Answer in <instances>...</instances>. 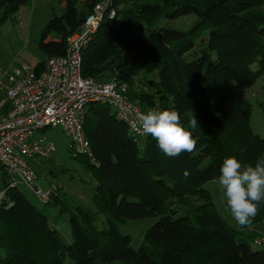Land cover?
<instances>
[{
	"label": "trees",
	"instance_id": "obj_1",
	"mask_svg": "<svg viewBox=\"0 0 264 264\" xmlns=\"http://www.w3.org/2000/svg\"><path fill=\"white\" fill-rule=\"evenodd\" d=\"M105 0H69L39 43L43 60L67 53V39ZM30 0H0V27ZM83 52V77L116 80L144 112L174 108L198 143L191 153L166 156L150 136L136 138L111 107L89 105L84 132L92 156L77 155L89 176L93 211L73 203L62 188L44 202L67 215L73 243L65 244L2 169L0 264H264L253 236L230 226L205 185L225 158L242 164L264 157V138L250 126L252 105L243 91L264 77V0H110ZM59 39L49 40L51 33ZM258 63V69L252 65ZM7 108L5 109V111ZM190 174L185 179L183 173ZM81 180H84L81 178ZM86 183L89 181L84 180ZM103 214L107 228L97 224ZM156 218L140 247L119 231L129 220ZM264 222V201L252 225Z\"/></svg>",
	"mask_w": 264,
	"mask_h": 264
},
{
	"label": "built area",
	"instance_id": "obj_2",
	"mask_svg": "<svg viewBox=\"0 0 264 264\" xmlns=\"http://www.w3.org/2000/svg\"><path fill=\"white\" fill-rule=\"evenodd\" d=\"M109 2L97 4L79 31L67 39L66 55L48 59L40 72L38 64L20 61L6 73L9 88L6 98L0 101V166L12 180L11 188L22 183L43 202L50 200L52 192L43 193L37 186L38 173L29 160L53 157L56 146L45 135L48 128H61L76 156L91 157L84 120L89 105L101 102L111 107L132 136L145 138L137 129L140 116L146 112L125 97L127 86L115 79L96 82L82 74L84 50L106 13L109 12L110 18L115 16ZM5 197L6 191H1L0 203ZM252 245L263 248L264 233L254 237Z\"/></svg>",
	"mask_w": 264,
	"mask_h": 264
},
{
	"label": "rangeland",
	"instance_id": "obj_3",
	"mask_svg": "<svg viewBox=\"0 0 264 264\" xmlns=\"http://www.w3.org/2000/svg\"><path fill=\"white\" fill-rule=\"evenodd\" d=\"M69 0H30L14 16H11L0 27V100L5 99L9 82L6 73L18 62L29 63L41 62L43 55L39 43L43 29L47 26L54 15L61 16L68 7ZM59 35L51 33L49 40H57ZM253 70L258 69V63L252 65ZM244 95L252 105L250 126L252 131L264 138V77L260 78L251 88L243 91ZM45 135L56 146V151L50 160L30 159L29 162L38 173L37 186L43 193H55L57 188H62L64 194L73 203H78L88 209L97 211L93 200L91 186L93 182L85 175L82 162L76 159L75 152L69 149L70 139L61 128L45 131ZM83 178L89 183H86ZM2 169L0 166V192L2 191ZM19 190L26 195L29 201L41 212H44L50 219L65 244L73 243L72 230L67 215H60V206L46 205L35 192L23 185L18 186ZM205 188L210 192L212 200L219 214L234 228L237 223L227 209L223 193L218 185L207 183ZM156 218L140 220H129L119 224V231L131 238V246L137 250L144 238L146 231L156 222ZM97 224L101 229L107 228L106 218L103 214L98 217ZM254 226L264 231V224L258 223ZM254 250H261L252 245ZM66 264H74L70 260Z\"/></svg>",
	"mask_w": 264,
	"mask_h": 264
},
{
	"label": "clouds",
	"instance_id": "obj_4",
	"mask_svg": "<svg viewBox=\"0 0 264 264\" xmlns=\"http://www.w3.org/2000/svg\"><path fill=\"white\" fill-rule=\"evenodd\" d=\"M198 127L193 117L188 127L181 123L180 112L174 108L165 110L149 109L140 116L137 131L145 138L151 137L159 149L168 157L191 153L198 141L189 130ZM217 179L209 181L218 185L224 195L227 209L240 226L250 227L256 217L259 204L264 201V157L255 163L242 164L235 156L224 159ZM189 172L183 173L185 179Z\"/></svg>",
	"mask_w": 264,
	"mask_h": 264
},
{
	"label": "crops",
	"instance_id": "obj_5",
	"mask_svg": "<svg viewBox=\"0 0 264 264\" xmlns=\"http://www.w3.org/2000/svg\"><path fill=\"white\" fill-rule=\"evenodd\" d=\"M38 63L39 62L32 63V65H36ZM1 100H3V99H1ZM233 227H235L234 224H233ZM239 228H240V226H238V224H237V228L236 229H239ZM243 231L246 232L247 234H250L251 236H253V238L256 237L258 234L264 233V231L262 229H260V227H256L254 225H252V226H250L248 228L243 229Z\"/></svg>",
	"mask_w": 264,
	"mask_h": 264
},
{
	"label": "water",
	"instance_id": "obj_6",
	"mask_svg": "<svg viewBox=\"0 0 264 264\" xmlns=\"http://www.w3.org/2000/svg\"><path fill=\"white\" fill-rule=\"evenodd\" d=\"M56 196H57V195H56L55 193H52L51 196H50V199H51V200H55V199L57 198Z\"/></svg>",
	"mask_w": 264,
	"mask_h": 264
}]
</instances>
